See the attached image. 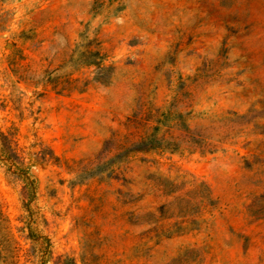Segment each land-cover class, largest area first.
<instances>
[{
  "label": "rangeland",
  "instance_id": "374dc122",
  "mask_svg": "<svg viewBox=\"0 0 264 264\" xmlns=\"http://www.w3.org/2000/svg\"><path fill=\"white\" fill-rule=\"evenodd\" d=\"M0 264H264V0H0Z\"/></svg>",
  "mask_w": 264,
  "mask_h": 264
}]
</instances>
